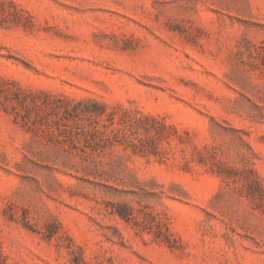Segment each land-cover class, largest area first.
<instances>
[{
  "label": "rangeland",
  "instance_id": "1",
  "mask_svg": "<svg viewBox=\"0 0 264 264\" xmlns=\"http://www.w3.org/2000/svg\"><path fill=\"white\" fill-rule=\"evenodd\" d=\"M0 264H264V0H0Z\"/></svg>",
  "mask_w": 264,
  "mask_h": 264
}]
</instances>
